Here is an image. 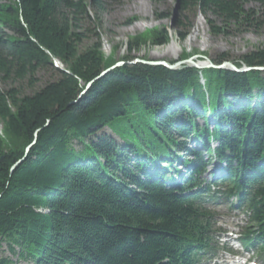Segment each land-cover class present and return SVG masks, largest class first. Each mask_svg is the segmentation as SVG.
Segmentation results:
<instances>
[{"label":"trees","instance_id":"trees-1","mask_svg":"<svg viewBox=\"0 0 264 264\" xmlns=\"http://www.w3.org/2000/svg\"><path fill=\"white\" fill-rule=\"evenodd\" d=\"M9 1L0 4V264H201L214 248L212 207L233 196L264 248V72L127 58L102 75L113 53L80 50L77 24L92 20L89 2L103 10L99 0ZM246 1L181 6L198 8L219 37L262 24ZM179 26L183 41L192 27ZM170 41L169 30H150L129 52ZM235 66L264 68V50ZM40 72L58 78L25 94L20 85L34 90ZM213 160L223 166L217 192L204 179Z\"/></svg>","mask_w":264,"mask_h":264},{"label":"rangeland","instance_id":"rangeland-1","mask_svg":"<svg viewBox=\"0 0 264 264\" xmlns=\"http://www.w3.org/2000/svg\"><path fill=\"white\" fill-rule=\"evenodd\" d=\"M99 1L103 8L100 12L94 11L90 7L91 2H89L91 21L83 17L77 19L78 29L83 32L84 36L80 50L83 51L100 43L105 56L113 53L116 62L120 63L119 67L124 66V60L127 58H133L132 63H137L138 61L164 62L165 64L177 63L185 51L196 54L198 58H195V63L201 62L203 63H199L201 65L207 62L201 60L203 55H207L208 60L215 63V65H219L216 63L224 57L228 60L227 62L236 65L242 57L264 50V8H261L256 0H247L245 5L247 9H254L261 18L262 24L258 28H239L232 25L227 36L219 37L212 35L206 19L200 15L198 8H190L188 11L183 10L181 6L182 0ZM6 2L14 3L9 0H0V4H5ZM96 17L98 18L97 20ZM211 20L216 21L213 18ZM180 23L184 25L190 24L192 27L188 37L183 41L178 36V33L183 31L179 26ZM155 29L170 31L172 40L169 44H174L176 48L175 54L167 52V45L169 44L164 46L147 45L141 50L129 52L128 44L132 38ZM187 66L192 67L190 64H187ZM181 67L176 66L175 70ZM37 76L38 83L34 90H30L26 82L20 85L25 94H31L33 91L43 88L47 83L54 82L58 78L50 72H40ZM106 133L113 136L109 130H106ZM187 145L188 147L197 146L190 141ZM182 158L184 160L186 157L183 156ZM162 166L167 169L165 165ZM174 166L178 171H182V174H187V171L184 168H180L179 164ZM222 168L223 166H219L213 160L208 165L206 179L210 178V172L213 169L221 172ZM167 172H169V169ZM217 214L219 216L218 223L224 229H238L241 219H237L233 213L229 212L226 206L218 207ZM4 250V256L11 258L5 247ZM251 257L253 260L260 261V257L256 253H251Z\"/></svg>","mask_w":264,"mask_h":264},{"label":"water","instance_id":"water-1","mask_svg":"<svg viewBox=\"0 0 264 264\" xmlns=\"http://www.w3.org/2000/svg\"><path fill=\"white\" fill-rule=\"evenodd\" d=\"M171 40H172V38H171ZM185 54L186 55H189V57L186 60H182L180 58V60L176 64L174 63V65L165 66V67L168 68V69H170V70H175V67L176 66H184V65L187 66V64H190L193 68H196V69H199V70H203V69L229 70V71H233L235 73H246V72H250V71H260V72H264V68H261V67H254V68H252V67H246L245 66L244 68L239 69L234 64L229 63V62H223L222 64L215 65V63H213L210 60H208V56L205 57L204 55L201 57V60L202 61H207V62H206V64L204 63V65H201V64H203L201 62H199L201 64L195 63V58H198L196 54H191V53L186 52V51L184 52L183 55H185ZM110 55H108V56H110ZM137 63H142V64H146V65H151V66H164V64H162L161 62H154L153 63V62L138 61ZM55 66L60 71L65 72L64 67L60 63H55ZM117 67H119V63H116V65L113 68L105 71L102 75L107 74L109 71L114 70ZM90 86H91V84H89L87 88H89ZM22 162L23 161H21L19 164H21Z\"/></svg>","mask_w":264,"mask_h":264},{"label":"bare ground","instance_id":"bare-ground-1","mask_svg":"<svg viewBox=\"0 0 264 264\" xmlns=\"http://www.w3.org/2000/svg\"><path fill=\"white\" fill-rule=\"evenodd\" d=\"M168 47H167V49H168V51L167 52H172V53H176V48H175V46H174V44L173 43H171V44H169V45H167Z\"/></svg>","mask_w":264,"mask_h":264}]
</instances>
